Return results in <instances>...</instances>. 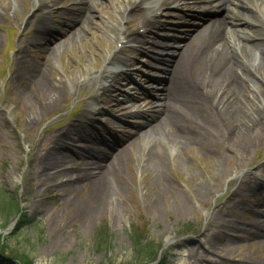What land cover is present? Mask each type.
I'll return each instance as SVG.
<instances>
[{"label": "rangeland", "instance_id": "obj_1", "mask_svg": "<svg viewBox=\"0 0 264 264\" xmlns=\"http://www.w3.org/2000/svg\"><path fill=\"white\" fill-rule=\"evenodd\" d=\"M129 2L106 3L107 8L96 12L94 30H82L72 39L64 35L67 21L58 15L70 0L0 2V190L16 192L20 202V212L12 213L6 225L0 223V264H23L13 251L26 253L35 264H162V260L164 264H248L245 259L258 254L255 237L246 235L254 228L246 216L249 212L254 214V207L264 202V139L244 154H232L224 145H214L213 149L200 143L183 149L172 146L167 172L158 175L156 169L144 167L142 155L148 146L163 139L144 132L135 154L122 160L123 174L118 179L122 188H116L115 176L106 178L110 196L103 206L98 205L101 192L92 186L91 168L73 182L71 177L82 170L84 162L101 161L108 149L109 143L101 149L97 137L110 136L114 139L110 144L114 145L119 138L141 130L139 125L144 118L136 115L134 125L124 121L128 106H123L122 98L107 103L100 97L107 98L113 90L125 88L137 97L135 110L146 111L150 100L159 98L151 91L154 86L159 87V82L149 78V72L162 75L161 64H151L153 50L163 49L164 35L178 36L167 41L182 43L184 39L179 36L184 37L185 28L222 15L221 8L206 10L200 5L194 8L193 0L190 5L172 0L162 5L158 19L166 23L186 21L190 25L155 29L152 35L158 44L153 50L141 51L140 47L132 52L127 43L116 44L111 28L116 25L118 33L124 35L126 30L140 29L139 23L150 14L146 6L125 9ZM51 4L56 10L51 16L52 25L57 24L41 29L36 17L46 10L37 12L35 5ZM119 8L124 9L122 15ZM30 16L32 21H28ZM99 47L105 49L102 60L95 55ZM42 49L50 53L45 73L40 72ZM115 52L124 57L135 56L131 65H122L123 61L111 65L116 71L128 67L129 79L120 75L117 88L110 85L111 78L101 76L109 56ZM79 79L85 80L82 85H78ZM89 79L96 85L88 87ZM101 84L105 87L101 88ZM60 85L67 87L63 100L40 113L41 105ZM145 88L150 94L138 98ZM88 107L92 111L85 117ZM68 127L81 128L82 135L71 142L69 149H59L60 167L53 180L39 175L55 134ZM88 150L96 155L90 158ZM217 160L222 162L224 172L217 168ZM203 180L209 182L208 192L193 191ZM164 185L172 191L164 193ZM182 194L187 195L185 200H181ZM22 215L31 222L16 229ZM260 216L264 217V213ZM229 219L242 227L230 228ZM103 223L113 240L109 248L100 250L96 246V230ZM135 227H144L148 238L159 241L160 250L153 260L136 261L133 257L131 231Z\"/></svg>", "mask_w": 264, "mask_h": 264}, {"label": "bare ground", "instance_id": "obj_2", "mask_svg": "<svg viewBox=\"0 0 264 264\" xmlns=\"http://www.w3.org/2000/svg\"><path fill=\"white\" fill-rule=\"evenodd\" d=\"M3 1L5 0H0V2ZM171 1L130 0L125 9H140L146 6L150 17H146L139 23L140 28L145 29L140 32V29L136 27L120 35L117 26L113 25L111 28L115 33L112 36L113 40L116 44L121 41L127 43L132 52H136L140 47L141 51L151 47V43L156 39L152 35L155 29L161 27L174 29L180 26V24L172 25L161 22L158 19L159 14L162 13L159 11L162 5ZM178 1L187 3L188 0ZM194 1L199 4L201 0ZM208 1L213 9H222L221 16H215L206 22L185 28L184 37L179 36L182 41L184 39V42L180 41L182 43L164 42L165 48L162 49L164 52L159 57L163 64L161 66L162 75L151 78L159 82V87L154 86L152 89V92H155L156 97L159 98L150 100L146 111L138 112L144 118L139 125L141 130L124 136L121 141L123 145L117 148L120 142L117 143L113 152L105 150L101 161L94 160L92 164L84 162L82 170L77 171L71 177L73 182H76L80 173H87V167L91 168L89 171L92 175V186L101 192L98 205L103 206L109 200L110 190L105 186L107 177L115 176L116 188H122L118 180L123 174L122 160L129 159L135 154L144 132L159 135L163 139L162 142H154L148 146L146 153L142 155L145 159L144 167L156 169L158 175L167 172L170 155L172 158L169 148L172 146L183 149L200 143L207 144L208 148L213 149L214 145H224L232 154L236 152L244 154L251 150L258 140L264 139V0ZM110 2L112 0H70V3L66 4V9L59 10L58 14L62 21H67L65 23L68 28H64V35L72 39L78 37L82 30L87 28L94 30L96 12L107 8ZM231 3H234L236 8L231 6ZM110 5L115 7L113 4ZM52 7H54L52 4L45 7L35 5L37 12L46 10L41 14L38 13L36 17L40 19L41 29L57 24L56 22L52 25L51 16L56 11ZM49 8L51 9L47 10ZM118 10L121 15L124 13V9L119 8ZM32 18L33 16H30L28 21H32ZM121 18L123 20L122 16ZM167 38L169 36L165 37ZM95 51V55L102 60L105 55L104 47L96 48ZM49 54L47 50L42 49L40 56L43 60V69L41 68V73L46 72L44 67L48 65ZM134 57L132 54L124 57L115 52L109 56L108 65L101 72V76L111 78L110 85L117 88V83L121 79L120 75L124 79H129L128 67L116 71L111 68V65L117 61H123L122 65L125 66L131 65ZM251 80L254 84L250 83ZM83 81L79 79L78 85H82ZM91 85H96V83L89 79L88 87ZM100 86L105 87L103 84ZM156 88L157 91H154ZM84 90L89 92L87 88ZM66 93L65 85H60L58 89L53 90L49 100L41 105L40 113H45L55 107L63 100ZM119 95L118 91L113 90L108 97L106 96L107 98L100 97V100L110 103L115 101ZM132 96L129 95L130 98ZM135 102L132 97L122 103L123 106H128V109H133ZM90 111L92 108L88 107L83 115L88 116ZM81 131V128L68 127L55 134L52 147L41 162L39 175L50 180L55 178L60 167L59 149H69L71 142L82 135ZM93 156L94 154L89 155L90 158ZM216 166L224 172L221 161L217 160ZM262 166L264 171V163ZM73 182L66 183L72 185ZM252 187L257 189L254 184ZM162 190L164 193L172 191L168 190L165 185ZM208 190L207 180L200 181L193 188V191L203 194ZM239 193L240 190L237 189L236 194ZM173 196L176 197V194L173 193ZM185 198L187 195L184 197L182 194L181 200ZM255 205L257 204L254 203L253 206ZM253 211L254 214L249 212L246 218L250 219V225L254 228L250 229L246 235L255 237L253 239L257 241L259 248L257 255L248 256L245 261L248 264H264V217L260 216L264 213V202L254 207ZM244 220L247 219L244 217ZM227 224L230 228L242 227L230 219Z\"/></svg>", "mask_w": 264, "mask_h": 264}, {"label": "trees", "instance_id": "obj_3", "mask_svg": "<svg viewBox=\"0 0 264 264\" xmlns=\"http://www.w3.org/2000/svg\"><path fill=\"white\" fill-rule=\"evenodd\" d=\"M15 211L20 212V202L16 195V192H4L0 190V223L2 225H6L9 220V216ZM26 216H20L19 221L16 225V229L21 226H25L31 222V220L26 219ZM1 227V225H0ZM190 228L186 227V230ZM147 231L145 228H133L131 231V239L134 246L133 257L136 261L145 259V262L148 260H153L157 257L158 252L160 250V243L153 241L152 239L147 237ZM113 235L110 232L106 223L101 224V226L96 230V246L98 249L101 248H109L112 244ZM159 249V250H158ZM13 256L21 259L23 264H35L34 260L28 256L24 252L13 251ZM164 260H162V264ZM166 263V262H165ZM12 264H16L13 263ZM109 264H117L115 262H111Z\"/></svg>", "mask_w": 264, "mask_h": 264}]
</instances>
